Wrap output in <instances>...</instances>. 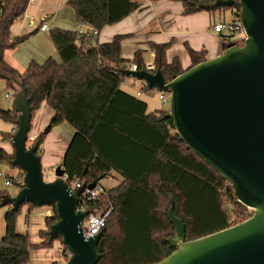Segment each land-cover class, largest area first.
<instances>
[{
  "label": "trees",
  "instance_id": "trees-1",
  "mask_svg": "<svg viewBox=\"0 0 264 264\" xmlns=\"http://www.w3.org/2000/svg\"><path fill=\"white\" fill-rule=\"evenodd\" d=\"M165 1L180 3L185 16L229 11L239 18L237 4L216 7V0ZM29 2L0 0V79L15 93L18 88L10 79L25 89L31 110L30 128L35 113L46 103L54 113L48 123L50 130L63 123L74 130L60 163L68 183L88 186L100 185L103 179L114 176L121 179L117 187L100 193L89 203L92 213L109 211L100 231L97 264H156L168 257L175 250L164 242L175 235L168 219L172 205L174 216L185 225L186 242L251 217H244L246 209L235 200L230 184L180 140L168 110L148 112L144 100L121 88L125 78L119 74L120 70L130 65L139 70L147 67L140 51L131 60L121 58V42L131 35H116L109 43L86 47L76 38V31L54 28L49 30V38L59 61L48 58L42 64L32 62L23 72L8 65L5 53L29 36L10 37L11 26L23 18ZM66 5L73 10L79 24L98 33L141 6L131 0H67ZM234 35L223 36V51L234 42ZM148 47L154 57L153 69L160 70L168 81L206 61L204 50L187 48L191 65L183 70L177 58L170 63L166 61L170 43H149ZM17 117L12 110H0V118L7 123L16 126ZM9 137L8 134L3 140ZM45 137L42 133L33 142L38 145L39 157ZM12 160L13 151L0 148V165L11 167ZM16 175L19 179L23 177L21 170ZM6 194L0 190V205ZM228 205H232L231 209ZM24 206L38 209L23 204L17 211L4 213L0 264H28L31 252L52 248L54 242H60V238L49 242L47 236L48 227L57 222L53 205L48 206L52 214L44 219L46 229L39 232L38 244H31L26 234L17 233L16 219ZM62 248L64 260L68 259L67 250Z\"/></svg>",
  "mask_w": 264,
  "mask_h": 264
},
{
  "label": "water",
  "instance_id": "water-1",
  "mask_svg": "<svg viewBox=\"0 0 264 264\" xmlns=\"http://www.w3.org/2000/svg\"><path fill=\"white\" fill-rule=\"evenodd\" d=\"M240 8L243 45L230 43L222 54L186 70L170 81L160 70H120L125 79L142 81L148 89L168 94V117L186 147L230 184L235 200L252 211L240 224L186 242L185 225L168 219L174 238L164 242L175 249L156 264H264V0H216V7ZM12 111L18 115L11 135L10 166L23 173L22 186L2 197L1 208L17 211L23 204L53 205L57 222L48 227V241L60 238L69 258L63 264H97L101 232L84 238L87 211L77 210L80 197L95 183L72 191L59 165L46 182L38 145L26 147L31 110L23 86ZM50 129L43 132L47 135Z\"/></svg>",
  "mask_w": 264,
  "mask_h": 264
},
{
  "label": "crops",
  "instance_id": "crops-1",
  "mask_svg": "<svg viewBox=\"0 0 264 264\" xmlns=\"http://www.w3.org/2000/svg\"><path fill=\"white\" fill-rule=\"evenodd\" d=\"M66 1L37 0L33 5L28 4L31 6H27L28 9H26L23 18L19 21L20 23L14 25L15 27L13 29H10V37L17 39L27 35L29 36L14 50L5 53L4 59L8 65L18 72H23L32 62L42 64L48 58L59 61L58 54L49 38V31L41 32L38 30L37 25L30 24L32 21H40L42 16L47 17L49 30L55 28L77 31L82 28L85 32L88 31L87 26H80L79 22H77L73 10L66 5ZM141 1L140 8L123 21L103 28L98 33V36L91 40V46L109 43L116 35H131L130 38L121 42V58L131 60L134 53L140 51L144 65L152 66L154 57L148 44H165L171 42V48H168L169 50L167 49L165 53L166 61L170 63L174 58H177L183 70L188 69L191 65L189 56L185 52V46L186 49L190 48L194 51L204 50L206 52V60L215 58L223 53L222 39L226 34L215 33L213 30L215 24L222 22L216 21L219 18L215 17L216 13L211 15L206 12H200L185 16L182 13L180 3L165 0L155 2L149 0ZM221 13L224 16V12H218V14ZM227 13L234 18L231 12L227 11ZM34 31L35 33L31 34ZM174 45L177 47L182 46L183 49L180 52V56H172L175 55L171 51ZM130 84L127 86L128 88L133 87L136 83L130 81ZM139 89L131 88V92H126L134 95ZM53 114V111L47 104L42 103L32 119L31 128L34 127L35 132H39L42 127L49 123ZM73 134L74 130L66 123L50 130L40 146V148L43 147V150L40 151L42 169L61 163L64 152ZM51 137L52 139H50ZM47 140L53 142L51 149L46 147ZM42 208L32 210L27 206L23 207L18 216L19 220L15 224L16 232L26 234L31 244H38L40 242L39 232L46 229L44 219L51 215L49 208ZM6 210L7 208L0 210V239L5 232L3 216ZM25 217L28 219L27 227L24 226ZM54 244L56 245L54 246ZM54 244L52 248L31 253L28 264H63L64 257L60 246L57 242H54ZM55 249L56 253L53 252Z\"/></svg>",
  "mask_w": 264,
  "mask_h": 264
},
{
  "label": "rangeland",
  "instance_id": "rangeland-1",
  "mask_svg": "<svg viewBox=\"0 0 264 264\" xmlns=\"http://www.w3.org/2000/svg\"><path fill=\"white\" fill-rule=\"evenodd\" d=\"M37 0H30V4H35L34 2H36ZM131 1H135V2H138V3H142L141 0H131ZM147 1V0H146ZM31 6V5H28V7ZM27 7V9H28ZM226 13V14H225ZM219 15V16H218ZM215 17L218 18L216 19V21H222V22H229L232 20V15H230L229 13L224 12V16H222V13L221 14H218L216 13L215 14ZM43 16L40 18L42 19ZM124 20V19H123ZM122 20V21H123ZM20 21V20H19ZM17 21V23L15 22L11 28L13 29L16 25V24H19L20 22ZM121 22V21H120ZM119 23V22H118ZM117 24V23H116ZM115 25V24H114ZM113 26V25H112ZM10 28V29H11ZM233 40L234 42H236L238 45H243V39H244V33L243 32H240V33H237L235 34L233 37ZM172 44L170 42V47L169 49L171 48ZM176 45L173 46L172 48V54H175V55H172V56H180V52L181 50L183 49L182 46L180 45L179 47H177L176 49ZM168 49V50H169ZM174 50V52H173ZM184 51V50H183ZM185 52L187 53V49H186V46H185ZM171 54V52H170ZM188 55V53H187ZM179 61V60H178ZM130 81L131 79H125V81L123 82L122 84V88L125 90V91H128V92H131V88L135 89V88H140V82L137 81L136 84L133 85V87L131 88H128L127 86L128 85H131L130 84ZM14 86L16 87V85L14 84ZM135 86V87H134ZM9 95L8 98H6V95ZM14 95H15V92L12 88L8 87L7 84H6V81L3 80V79H0V110H3V111H6V110H11L12 109V102H13V98H14ZM142 100H144L146 103H147V107H148V112H154L155 110H168V103L167 104H161L160 102H158V99H157V94H154V92H151L147 95H144L142 97ZM169 100V98H168ZM48 127V124L45 125L44 127H42L40 129L39 132H35V129L34 127L30 128L28 134H27V137L30 138H36L37 136H39L40 134H42L45 129ZM10 134V123H7L5 122L4 120H2L0 118V148L12 153L13 149L11 147V144H10V141L7 140H3V137ZM49 134V133H48ZM47 136V135H46ZM52 139V137L50 138ZM53 146V142L50 141V140H47L46 142V147L48 149H51ZM26 147H31V144L27 141L26 143ZM40 151L43 150V147L39 148ZM60 165V163H57V165H54V166H51V167H45L43 169V172H44V180L46 182H50L54 179V170ZM20 170L16 169V168H11L9 167L8 165H0V173H2L3 175H9V176H16V174H18ZM2 179H0V190L1 191H4L6 192L7 194L9 195H14L18 192V187H16L15 185H12V186H5L4 184H2L3 180L1 181ZM121 183V179L118 177V176H114L112 178H106V179H103L101 182H100V186L103 188V189H106V190H109V189H112V188H115L117 187L119 184ZM229 208L231 209V206L228 205ZM25 207V206H24ZM46 208H49V207H46ZM43 209V208H41ZM245 212H244V217L248 216V215H251L252 214V211L245 208ZM32 210H35V209H32ZM49 210H51V214H52V209L49 208ZM1 215V213H0ZM231 219H235V216H231ZM19 220V217L16 219V224ZM240 220V219H239ZM239 220H236V224H240L238 221ZM247 220V219H246ZM59 246H60V250L63 252V248L62 246L60 245V242L56 241ZM56 244H54L55 246ZM54 253H56V249L53 251ZM31 253H35V251L31 252ZM31 255V254H30ZM30 258V257H29ZM67 261V259L64 260V263Z\"/></svg>",
  "mask_w": 264,
  "mask_h": 264
},
{
  "label": "built area",
  "instance_id": "built-area-1",
  "mask_svg": "<svg viewBox=\"0 0 264 264\" xmlns=\"http://www.w3.org/2000/svg\"><path fill=\"white\" fill-rule=\"evenodd\" d=\"M1 14V9H0ZM31 25H37V28L41 32H47L49 31V25L47 24V17H43L40 21H32L30 23ZM80 26H86L84 24H80ZM88 31L85 32L80 28L76 31V38L78 40H82V42L85 44L86 47H92L90 42L93 38L98 36V32L94 29H91L88 27ZM213 30L215 33H224L226 35H234L240 32H243L240 20L239 18H233L229 22H219L214 25ZM235 43V42H231ZM237 44V43H235ZM127 69L129 70H139L135 65H130ZM146 71L154 72L152 66H147ZM132 83H136L137 80L131 79ZM140 82V89L134 93L135 97L140 98L141 96L147 95L151 92H154V94H157L158 102H160L162 105L168 103V94L159 92L155 89H148L147 85ZM9 95H6V98H8ZM16 131V126L14 124H10V137L8 141L11 139V135ZM27 141L33 146L34 138L30 137L27 138ZM27 143V142H26ZM23 178V177H22ZM22 178H18L16 176H9V175H3L0 173V179L3 180V184L5 186H12L15 185L16 187L21 188L22 186ZM64 180L67 181L66 176L64 177ZM72 191H75L76 189L80 188L82 185H80L78 182H72L68 183ZM106 191V189H103L100 185H95V188L92 191H85L82 196L80 197V201L78 204L77 210L80 212L87 211L89 214L88 216L83 220L82 222V234L84 238H89L91 236H94L95 233H99L101 229L104 227L105 220L108 216L109 211H100V210H94V212L89 211V203L94 201L96 197L100 194ZM28 225V219L25 217V223L24 226L27 227Z\"/></svg>",
  "mask_w": 264,
  "mask_h": 264
}]
</instances>
